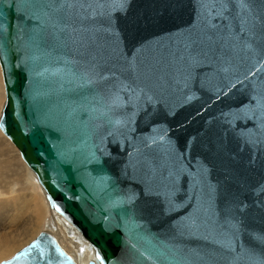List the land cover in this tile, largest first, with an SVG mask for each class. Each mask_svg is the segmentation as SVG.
<instances>
[{
	"label": "water",
	"instance_id": "1",
	"mask_svg": "<svg viewBox=\"0 0 264 264\" xmlns=\"http://www.w3.org/2000/svg\"><path fill=\"white\" fill-rule=\"evenodd\" d=\"M0 130L89 264H264V0H0ZM0 264H79L42 232Z\"/></svg>",
	"mask_w": 264,
	"mask_h": 264
},
{
	"label": "rangeland",
	"instance_id": "2",
	"mask_svg": "<svg viewBox=\"0 0 264 264\" xmlns=\"http://www.w3.org/2000/svg\"><path fill=\"white\" fill-rule=\"evenodd\" d=\"M5 102V88L0 67V117ZM8 160L9 163L7 162ZM24 175L29 178L25 184L21 179ZM8 184L11 185L10 187H14L13 189L15 191V194L11 195L10 198L9 194L5 193L4 190V188H8ZM45 209L47 214L45 215L44 226H42L41 232L46 230L50 234L55 235L58 232L54 230L48 231L49 229L47 225H49V223L51 224V222L53 223L52 220L55 218L56 212L50 208L44 190L38 183L34 173L22 160L18 149L0 131V235H4L3 232L5 235L12 232L14 233V236L17 235L19 237L22 234L27 233L29 231L28 229L31 227V220L32 222L34 221V211L42 216ZM17 216L20 218L16 219ZM70 225L72 226V224ZM73 229L81 236V233L76 230L75 227H73ZM61 235H63L62 232ZM9 258L3 259L2 262L7 261Z\"/></svg>",
	"mask_w": 264,
	"mask_h": 264
},
{
	"label": "bare ground",
	"instance_id": "3",
	"mask_svg": "<svg viewBox=\"0 0 264 264\" xmlns=\"http://www.w3.org/2000/svg\"><path fill=\"white\" fill-rule=\"evenodd\" d=\"M7 162L9 163V160ZM21 179L23 180L24 184L25 182L29 180V178H27L25 175L21 177ZM10 186L11 185H9L8 188H4L5 193L9 194V198L11 195L15 194V191L13 189L14 187H10ZM46 214H47L46 209L44 210V213L42 216L38 212L34 211V218H33L34 221L32 222L31 220V227L28 229L29 231L27 230L28 231L27 233L22 234L19 237L17 235L14 236L13 235L14 233L12 232H11L12 234L9 233L6 235L3 232L4 235L2 234L0 235V263L2 262L3 259H7L9 257H10L9 259H11L15 254H17L22 249L30 245L34 240H36V238L42 233L41 230H42V226H44L43 224H44V220H45L44 218ZM19 218L20 217L18 216L16 217V219H19ZM52 221L53 223L51 222V224L49 223V225H47L49 229L48 231L54 230L58 232L55 235H52V234L51 235L54 237L57 236L56 239L58 240V242L62 244L63 247H65L66 245L65 248L67 249L69 254L74 257L77 263L89 264L90 261H95V257H96L95 250L90 248L88 241L84 240V238L81 237L82 235L80 236V234L73 229V227L70 225V223L66 219H64L62 216L60 217L59 214L55 213V218ZM43 232L49 233L46 230ZM61 232L64 236L61 235Z\"/></svg>",
	"mask_w": 264,
	"mask_h": 264
},
{
	"label": "snow or ice",
	"instance_id": "4",
	"mask_svg": "<svg viewBox=\"0 0 264 264\" xmlns=\"http://www.w3.org/2000/svg\"><path fill=\"white\" fill-rule=\"evenodd\" d=\"M0 27H2V25H0Z\"/></svg>",
	"mask_w": 264,
	"mask_h": 264
}]
</instances>
